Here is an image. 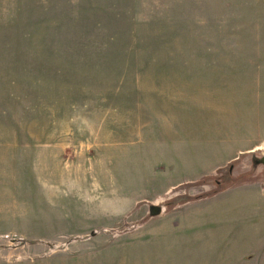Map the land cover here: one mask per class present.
<instances>
[{"label": "rangeland", "instance_id": "1", "mask_svg": "<svg viewBox=\"0 0 264 264\" xmlns=\"http://www.w3.org/2000/svg\"><path fill=\"white\" fill-rule=\"evenodd\" d=\"M0 264H264V0H0Z\"/></svg>", "mask_w": 264, "mask_h": 264}]
</instances>
